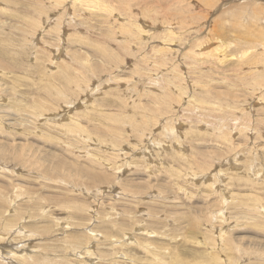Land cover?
Masks as SVG:
<instances>
[{
    "label": "rangeland",
    "instance_id": "rangeland-1",
    "mask_svg": "<svg viewBox=\"0 0 264 264\" xmlns=\"http://www.w3.org/2000/svg\"><path fill=\"white\" fill-rule=\"evenodd\" d=\"M0 247L264 264V0H0Z\"/></svg>",
    "mask_w": 264,
    "mask_h": 264
},
{
    "label": "bare ground",
    "instance_id": "bare-ground-1",
    "mask_svg": "<svg viewBox=\"0 0 264 264\" xmlns=\"http://www.w3.org/2000/svg\"><path fill=\"white\" fill-rule=\"evenodd\" d=\"M12 229H13V228H12ZM12 229H10V230L8 231V232H9V233H7L8 235H10L11 233H12V234L16 233V232L14 231V229H13V230H12ZM28 236H29V235H28ZM98 236H99V235H98ZM99 237H100V236H99ZM8 238H9V236H8ZM97 238H98V237H97ZM131 240H132V239H131ZM1 243H2V242H1ZM5 246H6V245H5ZM1 247H2V246H1ZM1 247H0V248H1ZM3 247H4V246H3ZM29 250H30V249H29ZM92 250H93V248H92ZM15 254H17V253H10V255H13V256H14ZM10 255L7 254V256H8L10 259L13 258V257L10 256ZM16 257H17L18 259L20 258V259H24V260H26V256H25V258H24L23 255H19V254H17ZM17 258H16V259H17ZM27 258H28V257H27ZM4 259L7 260L8 258H4ZM96 259H97V258H96ZM11 260H12V259H11ZM11 260H10V261L7 260V261L9 262V264H15L14 261H13V260L11 261ZM27 261H28V260H27ZM33 261H34V260H33ZM93 261H94V260H93ZM30 262H31V261H30ZM35 264H36V263H35Z\"/></svg>",
    "mask_w": 264,
    "mask_h": 264
}]
</instances>
